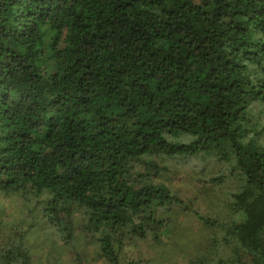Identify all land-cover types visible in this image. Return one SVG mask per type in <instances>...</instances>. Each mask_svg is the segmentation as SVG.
<instances>
[{
  "label": "trees",
  "instance_id": "obj_1",
  "mask_svg": "<svg viewBox=\"0 0 264 264\" xmlns=\"http://www.w3.org/2000/svg\"><path fill=\"white\" fill-rule=\"evenodd\" d=\"M226 181L215 264H264V0H0V196L46 220L0 215V264H148L125 250L195 212L179 184Z\"/></svg>",
  "mask_w": 264,
  "mask_h": 264
},
{
  "label": "rangeland",
  "instance_id": "obj_2",
  "mask_svg": "<svg viewBox=\"0 0 264 264\" xmlns=\"http://www.w3.org/2000/svg\"><path fill=\"white\" fill-rule=\"evenodd\" d=\"M216 161L215 157L207 158L206 160L201 159L204 165L208 166V172L218 171L223 166L220 162L219 166L211 168L210 165ZM228 180V179H227ZM186 189H189L192 193H195L199 198L195 206V212H189L182 214L180 218L175 222L169 234H163L162 240L158 242L153 238L147 239H136L135 244H131L125 250V254L128 256L129 251H133L139 258H151L148 264H189L191 257L198 253V249L202 252H208V247L205 249L204 246L194 245L191 247L186 246L183 242L189 240H200L205 241L206 237L215 235L221 241V248L217 249V244L212 247L209 251L210 258H212V264H215L219 254H223V257H228L230 252L229 246H223V237L226 234V230L222 228H208L203 224V221L198 217L197 213L201 214L205 218H208L212 222L218 221L217 223L225 224L231 222L237 215L231 210L229 201L231 200L230 192H232L234 183L225 182L220 185L211 186L209 189H197L190 183H180ZM33 203V202H32ZM32 204L29 201L19 197L6 198L0 196V215L5 217V222H12L13 220L23 219L25 225L33 223L43 224L46 221L42 216V206L40 205L37 209L30 210ZM197 212V213H196ZM181 231V232H180ZM180 232V233H178ZM178 233V234H177ZM180 235V239L177 238ZM210 241H205L208 243ZM50 244V243H48ZM46 245L41 252H38V257H43V262L46 264H56V260L59 258V252L52 249L50 245ZM89 249L85 252L88 260L84 261L83 264H108L104 259H98L93 253V249L96 248L94 244H89ZM80 246V250H82ZM205 249V250H204ZM86 250V249H85ZM131 253V252H130ZM206 255V253H204ZM68 260V258H67Z\"/></svg>",
  "mask_w": 264,
  "mask_h": 264
}]
</instances>
